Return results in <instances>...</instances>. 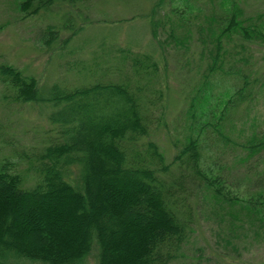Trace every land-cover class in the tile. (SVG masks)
I'll use <instances>...</instances> for the list:
<instances>
[{
    "label": "trees",
    "instance_id": "obj_1",
    "mask_svg": "<svg viewBox=\"0 0 264 264\" xmlns=\"http://www.w3.org/2000/svg\"><path fill=\"white\" fill-rule=\"evenodd\" d=\"M15 1L24 15H32L57 0ZM239 1L207 0L204 8L183 0V6L170 8L174 19L166 15L161 20L163 39L184 49L193 27L200 42V57H206L205 71L189 97L191 132L185 135V142L172 159L178 165L190 162L198 174L202 173L197 165L199 133L210 126L230 142V137L221 131L222 119L228 107L244 97L248 84L247 75L228 62L230 51L224 40H231L235 34L241 39L264 42V8L245 15ZM155 28L151 21L154 37ZM57 37L58 29L46 25L38 40L45 45L56 41L63 46L69 36ZM237 44L242 47L240 42ZM114 51L119 52L117 57L122 61L125 59L131 74L125 73L117 80L102 78L103 81L70 90H65L68 87L64 85V91L47 90L44 97L37 94L38 83L33 75L0 63V80L6 88L1 96L48 102V120L57 125L63 137L44 147L40 156L48 162L41 163L40 175L31 186L22 187L21 176L7 171V162L0 163V255L12 254L47 264H79L95 244L96 264H169L179 249L185 236L184 223L167 198L168 188L156 179L152 168L128 163L122 145L145 131L137 92L156 74L157 62L141 49ZM214 72L237 73L242 83L234 89L225 85L221 91L227 97L211 103L210 90L215 82L209 76ZM262 85V79L251 76L249 71V102ZM249 125V134L238 142L246 148L238 159L249 157V194L226 198L236 203L231 216L242 218L239 224L246 226L249 234H264V160L260 157L264 129L255 130L253 120ZM196 127L199 132L194 135ZM148 144L150 152L161 160L155 143ZM71 162L79 164L75 183L63 175L64 166ZM216 178L217 174L205 178L215 198L223 196ZM65 215L68 219L63 220Z\"/></svg>",
    "mask_w": 264,
    "mask_h": 264
},
{
    "label": "rangeland",
    "instance_id": "obj_2",
    "mask_svg": "<svg viewBox=\"0 0 264 264\" xmlns=\"http://www.w3.org/2000/svg\"><path fill=\"white\" fill-rule=\"evenodd\" d=\"M190 2L204 8L208 5L207 0ZM239 3L245 15L264 8V0ZM183 4V0H57L47 9L24 15L15 0H0V63L33 75L38 83L36 92L44 97L47 90L64 91V85L70 90L102 78L117 80L125 73L131 74L125 59L117 57L119 52L114 49L150 53L157 62L156 74L137 92L145 131L122 145L128 163L152 168L156 179L168 188L167 198L184 223L185 236L169 264H264V234H249L246 226L239 224L242 218L231 216L236 203L226 198L249 194V157L238 159L246 152L238 142L249 134L250 120L255 130L264 129V42L241 39L235 34L231 40H224L230 51L228 62L248 79L244 97L228 107L222 119L221 131L231 141L223 140L206 126L198 136L197 165L203 175L196 173L190 162L178 165L177 160L172 162L173 155L191 132L189 97L195 93L206 64V57L198 52L200 42L193 27L188 31L185 49L163 39L161 20L166 15L174 19L170 8ZM151 21L155 22V37ZM46 25L58 29L59 39L69 36L63 46L56 41L40 43L38 37ZM249 71L263 81L250 102ZM209 78L215 82L210 90L211 103L227 97L221 91L225 85L234 89L242 83L237 73L214 72ZM4 85L0 80V163L7 162L5 169L18 173L20 185L28 187L39 177L41 163L48 162L40 156L44 147L63 137L57 125L48 120V102L3 98ZM198 132V127L193 129L194 135ZM148 141L155 143L161 160L150 152ZM260 157L264 160V150ZM78 169L77 162L67 164L64 178L75 183ZM212 174H217L223 196L215 198L212 194V186L205 180ZM64 219H68L66 215ZM0 264L47 263L5 254L0 255ZM79 264H96L95 244Z\"/></svg>",
    "mask_w": 264,
    "mask_h": 264
}]
</instances>
